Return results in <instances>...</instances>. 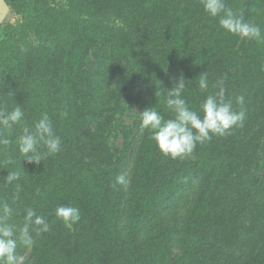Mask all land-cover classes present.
Masks as SVG:
<instances>
[{
	"label": "trees",
	"instance_id": "1",
	"mask_svg": "<svg viewBox=\"0 0 264 264\" xmlns=\"http://www.w3.org/2000/svg\"><path fill=\"white\" fill-rule=\"evenodd\" d=\"M4 3L17 18L0 24V112L20 105L24 121L0 129L9 140L0 144V203L17 230L27 207L50 225L33 246L18 242L22 264H264V43L224 32L200 0ZM226 4L264 33V0ZM181 75L194 108L226 77L246 118L173 160L140 132L139 112L170 118L156 93ZM43 114L61 151L29 162L16 141ZM10 171L19 179L6 185ZM60 205L78 207L81 220L61 222Z\"/></svg>",
	"mask_w": 264,
	"mask_h": 264
},
{
	"label": "clouds",
	"instance_id": "2",
	"mask_svg": "<svg viewBox=\"0 0 264 264\" xmlns=\"http://www.w3.org/2000/svg\"><path fill=\"white\" fill-rule=\"evenodd\" d=\"M200 3L207 17L218 18V26L224 32L264 43V33L260 26L245 21L242 15H236L227 6L226 0H200ZM225 82L226 77H222L211 84L215 91L209 92L194 108L184 98L186 83L181 75L171 89L156 93V96L164 97V106L171 113L170 118L165 119L155 107H146L139 112L140 132H150L158 152L173 160L190 157L198 144L211 141L213 137L231 134L232 129L243 126L246 118L245 98L243 95H235L234 100L229 98ZM198 88L202 93L210 88L206 72L199 75ZM234 103L239 110L233 107ZM23 121L24 112L20 105H15L10 111L0 112V129L8 133ZM8 143L9 140L0 134V144ZM61 143V138L55 134L47 114H43L31 126L24 124L16 141L20 156L35 163H40L48 155L59 153ZM18 179L19 174L10 171L3 181L10 185ZM115 183L126 185L128 181L124 175H118ZM22 211L23 222L17 230L16 225L9 222L14 215L11 207L0 203V264H22L23 257L17 252L18 242L25 247H31L35 242L34 235L39 236L50 230L46 218L37 215L33 208L27 207ZM55 216L69 227L81 220L80 209L70 205L58 206Z\"/></svg>",
	"mask_w": 264,
	"mask_h": 264
},
{
	"label": "rangeland",
	"instance_id": "3",
	"mask_svg": "<svg viewBox=\"0 0 264 264\" xmlns=\"http://www.w3.org/2000/svg\"><path fill=\"white\" fill-rule=\"evenodd\" d=\"M16 16L11 12L9 7L5 5L3 0H0V24H5L7 22L14 23L16 20ZM135 106L131 108V111L128 114H125L124 121L127 125H130L132 123L131 117L135 116ZM112 140H116V142L119 144L121 141L120 135H116L112 138Z\"/></svg>",
	"mask_w": 264,
	"mask_h": 264
},
{
	"label": "water",
	"instance_id": "4",
	"mask_svg": "<svg viewBox=\"0 0 264 264\" xmlns=\"http://www.w3.org/2000/svg\"><path fill=\"white\" fill-rule=\"evenodd\" d=\"M3 2H4V0H3Z\"/></svg>",
	"mask_w": 264,
	"mask_h": 264
}]
</instances>
